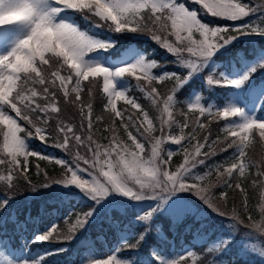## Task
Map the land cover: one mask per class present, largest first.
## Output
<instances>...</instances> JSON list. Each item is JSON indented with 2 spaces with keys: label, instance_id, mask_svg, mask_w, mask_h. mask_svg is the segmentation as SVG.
Here are the masks:
<instances>
[{
  "label": "snow or ice",
  "instance_id": "snow-or-ice-1",
  "mask_svg": "<svg viewBox=\"0 0 264 264\" xmlns=\"http://www.w3.org/2000/svg\"><path fill=\"white\" fill-rule=\"evenodd\" d=\"M193 2L207 15L241 23L208 25L196 10L177 0H0V26L18 27L15 38L0 52V125H3L0 129V169L3 170L0 172V228L6 229L11 222L14 231H26L25 225L7 212L22 187L33 193L51 189L61 203L77 199L78 203L86 204L80 212L70 209L62 217L68 224L69 218L75 216V223L65 233L60 232L57 222L43 229L36 227L18 251L0 240V264H48L47 256L67 249L58 248L54 253L30 257L24 251L29 243L49 242L54 234L57 243L71 241L77 231L86 230L90 221L102 212L111 221L114 211L125 215L132 212V222L142 226L143 230L134 237L122 234L119 248L115 250L127 249L133 256L118 258L111 254L106 259H94L92 264H179V261L187 264L186 257L192 259V264H247L245 256L250 254L258 255L264 264V203L259 207L257 221L248 209L247 188L240 182L254 166L259 179L253 180L252 185L264 186V166L247 159L246 152L255 131L258 130L264 143V118L256 114L264 108V80L257 79L264 73V47L254 48L249 57L237 54L229 64L231 71L216 63L218 54L230 53L241 36L264 37V3L256 0ZM77 16L91 22V27L82 28ZM252 16L256 20H245ZM93 29L147 35L174 56L172 63L184 72L156 74L154 70L161 65L135 49H129L113 61L105 53L117 48L119 37L100 38ZM169 36L174 37V42ZM236 63L240 69H236ZM206 69L210 74L205 77ZM211 73L217 75L214 77ZM196 79H206L209 86L237 90L231 93L235 99L214 110L212 105L202 104L201 96L196 94L195 102H188V111H198L199 115L192 120L187 112H182L181 122L174 115L176 96ZM165 80L174 81V86L169 94L161 96L152 85ZM98 87L107 98L104 110L112 117L107 124L101 116L93 118L91 103L82 102V93L87 91L91 97ZM133 87L151 101L158 113V123L134 96L128 95ZM58 93L66 104L78 109L80 133L73 125L59 120L55 135L49 131L52 114L58 116L61 112ZM240 97H244L245 107L251 105L247 111L241 107ZM120 100L133 111L128 107L118 109ZM206 115L226 122L221 128L222 136L210 140L211 120L208 124L201 120ZM96 124H103L104 131L109 133L104 137L106 144L94 139ZM174 128L179 129V135L173 133ZM120 129L126 138L121 137ZM85 131L87 135L81 134ZM201 131H205L202 139ZM157 132L160 134L156 135ZM32 139L42 144L54 140L51 146L71 158L33 151L29 145ZM166 143L179 148L165 149ZM81 148L85 150L83 154ZM229 149L233 150L231 161L207 163L218 151ZM180 153L183 160L173 169L172 159ZM31 158L59 166L62 175L50 178L36 162L35 175H42L44 182L33 184L29 176ZM201 166L207 169L203 174L197 171ZM213 175L215 182L211 179ZM228 189L239 190L246 220L235 206L228 209ZM260 196L264 200V191ZM211 214L221 226L227 221V228L211 242L207 241L206 234L200 236L198 232L203 252L186 249L174 259L156 247L146 258L140 257L139 250L149 234L154 230L160 233V225L155 223L159 217H171L175 223L187 215L200 218ZM115 226L119 227L118 221ZM238 235L235 257L225 259ZM133 238L135 242H129Z\"/></svg>",
  "mask_w": 264,
  "mask_h": 264
},
{
  "label": "trees",
  "instance_id": "trees-1",
  "mask_svg": "<svg viewBox=\"0 0 264 264\" xmlns=\"http://www.w3.org/2000/svg\"><path fill=\"white\" fill-rule=\"evenodd\" d=\"M177 2H179L177 0ZM186 6H189V4L184 2ZM190 7V6H189ZM199 16H202L201 18L203 21H210L211 19L213 22L217 23L219 22L214 20V17H208L207 15H201L199 13ZM77 22L87 28L91 27V22H85L80 17H76ZM93 32H95L96 35H98L100 38H106L111 36L112 38L119 37V44L116 49L111 50L110 52L106 53L107 56L111 57L112 59H116L119 56L123 54V52L127 51L131 47H136L140 51H142L149 59L157 61L161 67H164L165 70L170 71L173 70L175 72L183 74V70L172 61L175 59L174 56L169 54L165 48L161 47L159 44H157L155 41L151 40L149 36L147 35H140V34H114L108 32L106 29H93ZM163 35V34H162ZM168 39L171 41V36L168 37ZM261 47H264V39H257V41L250 42L239 40L238 42L234 43V47L232 48V51L230 53H227L225 55H218V59L216 61L221 62V65L224 67L225 70L230 71L229 68L230 62H232L237 54L243 55L245 57H249L253 53V49H259ZM222 56V57H221ZM236 65H239V63H236ZM160 68V67H159ZM157 72L158 70L155 69ZM214 75V77L217 75L216 73H211ZM208 75L207 70L204 72V76L206 77ZM257 79L264 80V73L258 75ZM131 80V78H129ZM131 83L134 85L135 81L132 80ZM204 80L196 79L194 82H192L191 86H186L185 89H182L178 94V102H177V108L175 109L174 115L175 118L179 121H183L184 117L181 115L182 112H187L190 119L194 120L196 116L199 115L198 111H192L189 112L188 110L184 109L185 107V98L191 93L192 88L195 86L203 85ZM85 85H87V82H85ZM154 87H156L159 92L161 93V96H166L172 87L174 86V81L172 80H165L161 83H153ZM228 91H230L229 88H221L213 86L212 89H208L204 92V94L207 96L205 101H208L207 99H213L215 103L221 104L224 103L225 99L228 96ZM203 93V92H202ZM130 96H134L137 101L144 106L146 110L149 111V114L151 117L156 120L158 123V113L153 109L151 105V101L146 99L144 94L141 93L139 90H137L135 87L131 89V91L128 93ZM58 98L60 99V108L61 112L57 116V114H52V119L49 121V131L55 135V126L57 124V121H63L66 124H71L75 127L76 131L78 133L81 132L80 129V115L79 111L76 107H74L71 104H66L63 101L62 96L58 93ZM107 98L105 94L100 90V88H96L93 91V95L89 97L87 94V91L82 93V102L84 104L91 103L93 108V118L96 116L103 117L104 124L111 122V115L109 112L104 110V105L106 104ZM125 107L129 108V111H133L130 106L125 105L122 102L118 103L117 108L123 109ZM259 112L264 115V108L259 109ZM205 124H208L209 121L206 119L203 120ZM23 123V122H21ZM117 125L119 124V121H116ZM221 120H211L210 123V130H211V139H215L218 135L222 136L221 133ZM0 129H3V126H0ZM120 135L122 138L124 137L123 129H120ZM83 135H87V132L81 133ZM159 132L156 133L158 135ZM205 134V131H201L199 133V137L202 139L203 135ZM22 135V134H21ZM109 133L104 131L103 124H96L93 129V136L94 139L99 141L102 144H106L107 140L104 139V137L108 136ZM252 139V143L249 145V147L246 149L247 152V159L254 162L255 164H260L261 166H264V143L261 142L259 137L258 130L254 132ZM2 140V137H1ZM54 140H49L47 144H42L37 139H32L29 141L30 148L33 151H38L42 154H49L52 153L55 157H61L64 159H70V155L68 153L63 152L61 149L52 147L51 145L54 143ZM149 146L146 144V148ZM207 150V149H205ZM81 153H84V149H80ZM233 150L229 149L227 152H219L218 154L211 159L207 161V163H218L221 161H231ZM182 153L174 155L172 159V167L175 165H178L181 161ZM32 160V167L29 170V176L32 180L33 184H41L44 182L43 176L37 177L35 175V163L39 162L41 167L44 168L48 173L50 178H59L62 175V170L59 166H56L54 164H50L47 161H36V158H31ZM3 170L0 169V172ZM257 168L256 167H250L246 173L245 178H241L240 182L243 184L245 188H247V203H248V209L251 212L253 218L256 220L258 217L259 207L262 203H264V200L261 199L260 193L261 191H264V186L260 185L259 183L253 187L252 181L258 180L259 178L256 175ZM221 189H218V191ZM48 189H45V192H47ZM43 192V189H39L37 193L31 192L30 189H27L26 187H22L21 192L17 197L15 198V202L11 204L8 210L9 213L13 214V211L17 209H23L24 212L20 211V217L25 218V214L28 213V215L31 216H38L40 217L41 212L48 213L49 209L53 206H56L59 208L60 205H72V210L74 212H80L82 209H85L86 206L83 203H78L77 199H69L65 200L63 203L60 202L58 195L53 197L48 195L47 193ZM232 196L228 198V209L231 210L232 207H236L237 209L241 210V215L247 219V213L243 212L242 210V197L239 192V190H232ZM78 209L80 211H78ZM30 211V212H26ZM117 214V215H116ZM118 213V211H114L111 213L112 219H116V221L120 222L121 229H125L126 226L130 227V219L134 217L132 212H128L126 215ZM116 215V217H115ZM73 217V216H72ZM215 217V216H213ZM204 220L208 223V226H211L215 230H220L222 228L215 227V223L208 217L204 218ZM159 222V225L161 227V231L163 233V236H161L159 233H157L155 230L152 231L149 236L147 237L146 242L142 245L141 249L139 250V255L141 258H146L147 254L156 247H160L158 245L159 238H161L165 244L164 246H171L172 243L175 244L177 248H181L183 244L189 243L191 244L192 237H193V228L197 226L199 223V220H196L195 217L191 216L187 219L186 223L192 226L190 229H187L185 231L179 230L176 225H173L171 222V219H169L167 216H161L157 219ZM60 221L59 224V230L61 233H65L68 228V224L65 222ZM103 224H93L92 227L86 228V230H83L81 232L76 233V238L71 241H62L63 244H66L67 247L71 248V250L75 251L77 253V256H80L82 253V250L85 249L88 246H99L95 238L99 235L103 237L107 243L110 241L111 236L114 233V228L110 223H107L105 221L101 222ZM125 223V224H124ZM186 223H184L186 225ZM124 224V225H123ZM100 225V226H99ZM123 225V227H122ZM207 228V227H206ZM206 230V229H205ZM213 234V233H212ZM55 235L53 240L49 241L50 243H55V245L60 244L55 241ZM169 239H172V242L169 241ZM130 242H135L134 238L130 240ZM49 244V243H48ZM68 248V249H69ZM204 249L203 247H200L198 249V252ZM60 254V253H59ZM64 254L58 255L55 260H53L54 264H60L62 259H64ZM130 256H133V253H130ZM188 260V258L186 259Z\"/></svg>",
  "mask_w": 264,
  "mask_h": 264
},
{
  "label": "rangeland",
  "instance_id": "rangeland-1",
  "mask_svg": "<svg viewBox=\"0 0 264 264\" xmlns=\"http://www.w3.org/2000/svg\"><path fill=\"white\" fill-rule=\"evenodd\" d=\"M179 1V3H183L184 4V2L186 3H188L189 4V6H186L185 4V6L186 7H188L190 10H196L197 12H198V14L200 13L201 15H207V14H205V12L203 11V10H201V6L199 5V4H197V3H194L193 2V0H178ZM243 2L244 3H249L250 2V0H243ZM256 3H264V0H256ZM208 17H212L211 15H207ZM200 17V19L203 21V19L201 18L202 16H199ZM216 19H218V18H215L214 17V20L215 21H217ZM219 20V22H218V24L217 23H215V22H213V20L211 19L210 21H203L204 23H206V24H208V25H211V26H215V25H228V26H233V25H235V24H239V23H241V21H236V22H233V21H225V20H220V19H218ZM245 20H256V17L255 16H252V17H247V18H245ZM17 32H18V27L17 26H0V52H3L4 51V47H6L9 43H10V41L12 40V39H14L15 38V35L17 34ZM234 34V33H233ZM195 38L196 39H199V36H198V34H195ZM171 42H174V37H172L171 36ZM257 39H264V37H260V36H241L240 37V39L239 40H243V41H248V43H250V42H254V41H257ZM235 43V42H234ZM129 49H135L136 51H138V52H140V53H142V54H144L142 51H140L139 49H137L136 47H131V48H129ZM128 49V50H129ZM127 50V51H128ZM127 51H125V52H127ZM223 51V50H222ZM125 52H123V54L125 53ZM122 54V55H123ZM91 55H95V53H93V54H91ZM105 55H106V53H105ZM185 55H187V54H185ZM219 55V54H218ZM222 57V56H221ZM112 59V58H111ZM117 59V58H116ZM116 59H112L113 61H115ZM216 63L218 64V65H221V62H219V61H216ZM235 67H236V69H240V64L239 65H236L235 64ZM157 70H158V72L156 71V70H154V72L156 73V74H159L160 72H162V71H165V69H164V67H160V68H157ZM183 70V69H182ZM207 70V69H206ZM183 72H184V70H183ZM208 74H210L209 72H207ZM126 79H129V78H126ZM204 84V87L205 88H212L213 86H209V85H207V83H206V81L203 83ZM118 87H122V84H118ZM203 88L201 85H199V86H197V87H193V89H198V88ZM235 91H237V90H235V89H233V90H230V92H229V97L227 98V100H226V103H228V102H230V99H235L234 97H231V93L232 92H235ZM169 94V93H168ZM196 94H198V95H200L201 96V103L202 104H204V100H205V98H204V93L203 94H200V92L199 91H195V92H193L187 99H186V101H185V105H186V108L188 109V102L191 100V102H195V99H194V96L196 95ZM129 95V94H128ZM176 99L178 100V97L176 96ZM240 99V105H241V107H244L245 108V111H247L250 107H251V105L250 104H247V106L245 107V104H246V102H245V100H244V97H240L239 98ZM119 102H122V103H124V101L123 100H120V101H117V106H118V103ZM225 103V104H226ZM212 105L213 106V109L215 110V108L216 107H219V106H217L216 104H214V102H213V100L212 101H210V102H208L207 104H204V105ZM176 108H177V105H176ZM257 115H259L261 118H264V115H262L259 111L256 113ZM13 115H14V113H13ZM177 119V118H176ZM230 119H234V118H230ZM210 120H213V121H215V120H221L222 121V125H221V128H223L224 127V125H225V121L223 120V119H213V118H210L209 117V121ZM0 126H3V125H0ZM191 129L189 128V129H185V133H187L188 131H190ZM221 130V129H220ZM173 133L174 134H177V135H179L180 133H179V129L178 128H174L173 130ZM160 134V133H159ZM158 134V135H159ZM1 137L2 136H0V140H1ZM186 146L187 147H191L190 145H187L186 144ZM164 147H165V149H168V148H171V149H173L174 151H176L178 148H179V146L178 145H174V144H170V143H166L165 145H164ZM147 149V148H146ZM32 150V149H31ZM49 156H52L53 157V154L52 153H49L48 154ZM182 160H183V154H182V158H181V161H180V163L182 162ZM179 163V164H180ZM178 164V165H179ZM209 165H213V164H215V163H208ZM177 165H175L174 167H173V169L176 167ZM197 171L199 172V173H201V174H203L204 172H206L207 171V169L206 168H204L203 166H201L200 168H198L197 169ZM60 178V177H59ZM212 181L213 182H215V175H213L212 176ZM235 181H236V177H235V174H234V177H233V183H235ZM221 190H223V189H221ZM43 192H45V189H43ZM45 193H47L48 195H50V196H53V197H55V196H57L58 194L55 192V191H53V190H51V189H48V191L47 192H45ZM232 189H228V195H230V196H232ZM186 195V194H185ZM230 196H228V198L230 197ZM194 199V198H193ZM82 203V202H81ZM85 206H86V204L85 203H83ZM70 207V206H69ZM70 210V209H69ZM230 210V209H229ZM257 212L259 213L258 214V217H257V221H259L260 220V212H259V210H257ZM118 213H120V212H118ZM106 214L105 213H101L100 214V216L97 218V219H95V220H101V219H103L104 218V216H105ZM117 215V214H116ZM116 215H115V217H116ZM122 215V214H121ZM191 215H187V216H185L182 220H179V221H177V222H173V220H172V218H171V220H172V224L173 225H176V226H180V229L181 230H183V231H185V230H187V229H190L192 226H190L189 224H184L185 222H186V220L190 217ZM213 216H215L214 214H211V215H205V216H202V217H200V218H196L195 217V219L196 220H199V223L197 224V226H195L193 229V237H192V239H191V241H192V244H188V243H185L181 248H177L175 245H173V243L171 244V246H169L168 248H167V246H164V244H165V242L161 239V238H159V241H158V245H160V249L163 251V253L166 255V256H168V257H170V258H178L179 257V254L180 253H182L184 250H186V249H192V250H194V251H196L197 253H199L198 252V249H197V247H200L201 246V241H200V239H198V232H199V235L200 236H205V234H206V238H207V241L208 242H211V241H214V240H216L217 239V237H220L221 235H223L224 234V232H225V229L227 228V221H225V224L222 226V228L219 230H215V229H213L211 226H208L207 224V222L204 220V218H206V217H208V218H210L214 223H215V227H217V228H219V227H221V224L219 223V221L215 218V217H213ZM95 220H93V221H95ZM134 220V217H132L131 219H130V227H128V226H126V228L125 229H123V230H125V231H123V230H121L120 232H119V236H118V240H117V243H114V245H113V247L112 248H103L102 249V251L101 252H99V253H94L91 249H87L85 252H84V256L82 257V259H81V261H80V263L79 264H92V261L94 260V259H106V258H108V256L109 255H111V254H115V255H117V257L118 258H129V257H131L130 256V251L129 250H127V249H120V251L119 252H116L115 250H116V246H117V244H120L119 243V241H121V235L122 234H128L130 237H134L135 236V234H136V231H137V229L139 228L140 229V227H142L140 224H137V223H133L132 221ZM93 221H90V223H92ZM35 222V221H34ZM115 222H117L116 221V219H115ZM158 221L156 220L155 221V223H157ZM75 223V216L72 218V220H71V224H74ZM89 223V224H90ZM119 223V227L121 228V226H120V222H118ZM48 224V223H47ZM46 224V225H47ZM125 224V223H124ZM123 224V225H124ZM123 225H122V227H123ZM182 225H185V229L182 227ZM47 226H49V225H47ZM47 226H45V227H47ZM207 227V228H206ZM206 229V230H205ZM81 230H79V231H77V233L78 232H80ZM161 233V232H160ZM213 233V234H212ZM31 234H32V232H31ZM161 236H163V235H161ZM28 239V237H25V236H21V239H20V244H19V246H17V247H13V246H10V247H12L13 249H15V250H19L20 248H22L23 247V245L25 244V242H26V240ZM170 242H172V240H169ZM239 241H240V236L238 235L237 237H236V243L234 242V244L230 247V249H229V252L228 253H226L225 254V259H230V258H233V257H235V255H236V252L238 251V247H237V245H238V243H239ZM4 242H8V240L7 239H4ZM130 242V241H129ZM9 243V242H8ZM38 243H43V242H38ZM193 245H195V248L193 247ZM67 247V245L66 244H63L62 242L60 243V244H57V245H52L51 246V248L53 249L51 252H53L54 253V250L55 249H58V248H66ZM44 248V247H43ZM25 251V253L28 255V256H30V257H39L40 255H42L43 253L41 252V249L40 248H36V249H32V246L31 245H29L28 246V248L27 249H25L24 250ZM204 251V249H202L201 251H200V253L201 252H203ZM121 253V254H120ZM53 255H56V254H53ZM129 257H128V256ZM48 257V256H47ZM5 258H7V257H5ZM188 257H186L185 259H187ZM245 260H246V262H247V264H261V260H260V257L258 256V255H255V254H250V255H247V256H245ZM70 264V263H69ZM179 264H184V261H179ZM187 264H192V259L191 258H188V260H187Z\"/></svg>",
  "mask_w": 264,
  "mask_h": 264
}]
</instances>
